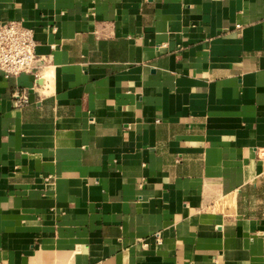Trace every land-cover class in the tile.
Returning <instances> with one entry per match:
<instances>
[{"label": "crops", "instance_id": "1", "mask_svg": "<svg viewBox=\"0 0 264 264\" xmlns=\"http://www.w3.org/2000/svg\"><path fill=\"white\" fill-rule=\"evenodd\" d=\"M10 21L39 77L0 72V264H264V0H0Z\"/></svg>", "mask_w": 264, "mask_h": 264}, {"label": "built area", "instance_id": "2", "mask_svg": "<svg viewBox=\"0 0 264 264\" xmlns=\"http://www.w3.org/2000/svg\"><path fill=\"white\" fill-rule=\"evenodd\" d=\"M240 28V25H237ZM37 43L34 32L20 21H10L0 25V72L6 79L32 73L36 78L39 74L34 71ZM27 102V94L21 97ZM158 243L162 240L157 236Z\"/></svg>", "mask_w": 264, "mask_h": 264}]
</instances>
